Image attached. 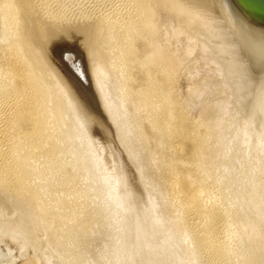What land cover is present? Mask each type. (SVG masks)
I'll list each match as a JSON object with an SVG mask.
<instances>
[{
	"label": "rangeland",
	"instance_id": "rangeland-1",
	"mask_svg": "<svg viewBox=\"0 0 264 264\" xmlns=\"http://www.w3.org/2000/svg\"><path fill=\"white\" fill-rule=\"evenodd\" d=\"M117 1L113 0L114 3H111L112 0L111 2L110 0H59V2L57 0H50V3L52 4L53 11L72 16L78 13L82 7V10H88L89 8L91 9L93 5V8L98 9L101 7L100 9L103 8L106 12L110 8L112 10L114 8L115 10L117 8L116 6L119 7L123 2V0H119L118 4L113 6L112 4H115V2L117 3ZM53 4L56 5L53 6ZM58 7H60V9ZM121 7L122 6L118 9L121 10ZM1 30L2 22L0 20V33H2ZM184 35H179L177 38L168 37L167 41L171 42L169 45L175 53L178 52L177 54L184 59V64L180 67L179 73L175 78V99L176 102H181L183 105L187 106L186 112L191 120H197L198 117L201 119V114L203 118L211 114L210 117L213 118L212 120H215L210 121V123L213 122L211 129L213 131L208 135L209 140L207 139L209 143H207L208 150L210 151L211 149L212 154L206 149L207 152L204 155L206 159L204 158L202 160L204 163H201L203 164L201 167L209 166L211 169V173L207 178L209 181H206H208L207 184L210 185V189L214 194L213 197H215L217 209L219 213L221 212L220 217H222L221 224L223 234H225L226 230L232 225H236L238 227L237 230L230 233V235H233L232 239H234L232 245L236 246L244 238L240 242L241 246L243 245L240 249L242 255L240 253V256L237 254L239 258L236 256L231 264H246L244 263L245 261L247 264H264V239L262 241L263 237H261L262 235L264 236V234H260L264 233V222L262 221V219H264V137L263 139L259 138L263 144L258 142L260 140L257 139L264 135L262 134L264 133V121L260 122L263 125H260V123L257 125L247 114L242 100H240L227 71H225L219 56H217L212 42H207L209 38L200 37L198 43L199 47L197 46L195 50L193 49L194 51H192V53L190 52V54L186 51V45L190 42L186 43L189 39L187 37L185 39ZM1 36L2 34H0V44L2 46L4 42L1 40ZM170 38L172 39L170 40ZM61 39H63V37L54 39L53 43L55 45L53 52L55 51L56 57L60 60L58 61L61 64L63 63L62 65L67 71L66 74L71 78V84L73 83V89L70 90V92L68 90L69 97H72V101L70 98L68 101H71L70 105L73 106L70 107L66 98L63 96L69 109L67 110V108H65L64 114L61 117L52 118V122L56 126L55 133L58 136L54 140L59 142L56 143L61 146H56L49 150L48 155H51L47 157L44 163L46 165L42 166H46V168L41 167V172L44 176L50 171L48 174L49 177L47 175L45 178L46 181L44 180V182L50 185L49 188H51L50 190L54 193L53 196L61 197L63 195V199H71L74 196L78 198L77 201L79 202L80 209L82 208L83 211L82 209L80 210L82 214H78V220L66 226L60 209L61 214H57L59 210L56 213L58 216L53 214V216L46 215L43 217V214L34 213L35 211H38V213L42 212L40 206L35 205L36 203L32 205L35 209L32 208V206L30 207L31 210L28 208L30 210L27 211V213L30 212L28 213L30 217L29 220H34L32 222L30 221V223L41 262L43 264H192V259L194 257H199V259L197 258L198 262L196 264H225V262L223 263L220 259L218 261L215 260V258L211 257V259L207 257L209 255L205 251L199 250V252V248L195 250L189 246L190 244L188 243L190 240H184V226L173 217L177 210L172 206L173 204L170 200L165 198L167 193L165 187L166 182L170 179L168 171L171 170L167 168L175 166L178 160V163H180V161L184 159L183 162H187L186 160L194 158V148L192 144L187 140L180 139L178 141V139H174L173 146L176 145L175 148H178L177 153L174 151L170 153L168 149H166L168 153H162L152 142H150L148 146L149 149L144 150L141 143H139V139H137L133 133H131V135L130 132H128L129 129L126 130V124L135 123L136 116L135 111H132V106L126 105V108L122 107L127 111L121 108L122 110L120 112L119 109L117 111V118L120 113L123 112L125 114H120L117 120L109 116L110 114L107 110V106H104V104H102V99H99L101 97L100 93L97 92L98 88L95 86L93 75L88 71V63L84 52L70 40ZM204 42L208 44L205 51L200 49L201 43ZM200 52H204L203 55ZM50 85L51 84L48 85L49 88L53 86V84L51 87ZM198 86L203 89L199 92L200 94L196 93L198 96H196L195 93L191 94V88H197ZM114 90L115 91L112 92L115 95L117 91L116 89ZM74 95L79 97H75ZM55 98L57 99L56 96ZM55 98L53 101H55ZM57 101L60 102L59 100ZM188 103L190 105H188ZM205 105H209L207 106V108L209 107L208 113L205 111V109H207ZM128 106H130L131 110L128 109ZM210 107H214L213 111H210ZM128 111L130 112L128 113ZM205 112L207 114H205ZM130 113H132V115ZM125 121L128 122L125 123ZM246 121H248L247 125H245ZM249 125L251 128L247 127ZM214 126L216 128H214ZM243 126L251 130L248 131L247 128L244 130ZM261 130H263V132ZM212 133L215 135L213 136ZM246 133H248V135ZM70 139L74 140L71 141ZM259 143L262 149L259 148ZM154 151L158 157L157 159H153ZM178 151L182 153L178 154ZM55 153L56 156L54 157ZM161 153L163 155L165 153L164 158L159 157L162 156ZM171 154L175 155L171 156ZM166 155H170L168 158H172L168 159ZM223 158L224 160H222ZM161 159H165V161L167 159L168 161L164 162V160L162 161ZM169 160H175V162L173 161L174 163L171 162V164H168L170 163ZM54 161L56 164L54 163L53 165ZM163 163H166L169 167H166L164 164V169V166H161ZM55 165L57 166L55 167ZM62 167H65L64 170ZM206 167H204V169H206ZM58 169L61 171H57ZM55 170L58 173H56ZM164 170L166 171L164 172ZM245 171H248V175L251 173L250 177L243 175L244 178H242V174H244ZM238 172L240 174H238ZM51 173H53L54 176L51 175ZM73 174L75 178H72ZM67 177L69 180L72 178L73 180L71 179V181H75L76 183L69 181ZM243 179L251 180L252 182H246ZM61 180L64 181V183H61ZM241 182L243 186L245 185V188L241 187ZM244 182H246L247 185ZM251 184H253L255 188L260 187V189L256 188L260 193L256 190V194L252 193V195H250L251 189L255 191L254 186ZM248 187H250V189H248ZM72 191L74 192L73 195ZM247 192L250 193L248 196ZM69 194L70 196H68ZM259 194L260 196H258ZM45 195L46 194H42L41 196L43 199H48L47 195ZM250 196L253 197L251 198ZM259 197H261L263 201L260 200L261 198L258 199ZM255 201H260V203L258 202L255 204ZM248 202H250V204ZM253 202L256 207L254 205L252 206L251 203ZM83 204H86V207ZM258 204L260 205L258 206ZM252 208H254V210H252ZM84 212L87 213V215ZM39 215L40 217H38ZM80 215H83L82 218ZM248 217L250 218L248 219ZM88 218L91 220L94 218L95 220H87ZM258 219L262 221V225L256 226L257 223H260ZM62 224L65 226L63 227ZM84 226L88 227L86 228L87 230ZM245 230L248 231L250 235H252V233L254 234L250 236ZM258 234H260L261 238H259ZM238 239L241 240L239 241ZM253 242L254 244H252ZM255 243L257 247H254L256 245ZM249 244L252 245L250 246ZM193 249L195 250V254ZM252 249L256 252H253ZM197 251L202 254H199ZM246 251L248 254L252 251L254 256L249 258ZM204 253H206V256L203 255ZM243 253L244 255L247 254V256L245 255L246 258H244ZM256 253H259L258 255L262 257H257L258 255ZM255 255L257 259H255ZM238 259H240V261H238Z\"/></svg>",
	"mask_w": 264,
	"mask_h": 264
},
{
	"label": "bare ground",
	"instance_id": "bare-ground-1",
	"mask_svg": "<svg viewBox=\"0 0 264 264\" xmlns=\"http://www.w3.org/2000/svg\"><path fill=\"white\" fill-rule=\"evenodd\" d=\"M57 1L59 2V0ZM118 1L112 5L118 4ZM111 3H114L113 0ZM51 5L50 0H0V20L2 22V33L0 34H2L1 40L4 42L2 46L0 44V176H17L27 211L36 203L35 205L40 206L43 213H38V211L34 210L35 207L32 206L35 211L34 213L43 214V217L46 215L53 216V214L56 216L62 212L61 215H63L66 226L78 220V214H82L80 211L82 208L80 209L79 202L77 201L78 198L73 196L71 199L67 198V200L63 199V195L61 197L53 196L54 193L50 190V185L44 182L50 171L47 172L45 170L47 174L44 176L41 172V167L46 165L44 163L47 157L51 155H48L49 150L56 146H61L57 144L59 142L54 140L58 136L55 133L56 126L52 122V118L61 117L64 114L65 108H67V110L69 109L67 107L68 104L70 107L73 106L70 105L72 97L70 98L68 94V90L70 92V90L73 89V83L71 84V78L66 74L67 71L62 65L63 63L61 64L59 62L60 60L56 57L55 51L53 52L55 45L53 43L54 39L63 37L61 40H70L84 52L88 63V71L93 75L95 86L98 88L97 92L100 93L101 98L99 99H102V104L107 106V110L110 114L109 116L117 120L120 114L123 113H120L117 118V111L119 109L121 112L122 109L125 110L126 105L132 106V111H135L136 117H134L136 119L134 124L125 125L127 127L126 130L129 129L128 132H130V134L133 133V135L139 139V143H141L144 150L149 149L148 146L150 142H152L155 147H158L162 153L167 152L166 149L170 150V153H172L171 151L177 153L178 148H175V144V146H173L174 139H178V141L180 139L187 140L192 144L194 148V158L186 160L187 162H183L184 159L180 161V163H178V160L175 166L172 164V168H167L171 170L168 171L170 179L168 178L169 181L166 182L165 187L167 193L165 198L170 200L173 204L172 206L176 208L177 211L173 217L184 226L185 231L183 236H185L184 240H190L188 243L190 244L189 246L195 250L199 248L198 251H205L209 255L207 257L215 258V260L218 261L220 259L223 263L225 262V264H231L237 254L240 253L242 255L240 249L243 245L241 246L240 242L244 238H241L242 240L238 239L241 241L239 244L236 243V246L232 245L234 239H232L233 235L231 234V236L230 233L237 230L238 227L236 225H232L226 230L225 234H223L221 224L222 217H220L221 212L219 213L214 199L215 197H213L214 194L210 189V185L207 184L209 181L207 178L211 173V169L209 166H204L206 169L201 167L203 166L201 163H204L202 162L205 158L204 155L209 149L207 139L209 133L213 131L211 130L213 122L210 123L213 118L210 117L211 114L210 116L204 115L205 118H203L200 113L201 119L198 117L197 120H191L186 112L187 106L183 105L181 102H176V88L174 87L175 78L179 73L180 67L184 64V59L177 54L178 52L175 53L170 47L169 43L171 42H167L168 37L177 38V36L179 37V35L183 36L185 34V39L186 37L189 39L186 43L190 42L186 45V51L187 53H192L198 46L199 38H209L208 35L197 26L187 21L178 12H174L160 0H123L122 5L120 4V6H122L121 10L118 9L120 6H116L117 8L115 7V10L114 8L113 10L110 8L109 10L112 11L107 9V12L104 11L103 8L100 9L101 7L99 6V8L97 7L98 9L93 8V5L91 9L85 7L88 10H82V7L80 11L78 10V13L72 16L53 11ZM54 5L56 4H53V6ZM58 8L60 9V7ZM172 38H170V40ZM207 42L210 43V39ZM207 42L201 43L200 49L205 51L208 46ZM200 53L203 55L204 52ZM49 84H53V86L51 87L50 85L51 88H49ZM114 89L117 91L115 95L112 92L115 91ZM202 90L203 89L199 86L197 88H191V94H200L199 92ZM63 96L68 102L67 105ZM75 97L79 96L76 95ZM54 98L55 101L59 100L60 102L53 101ZM69 98L71 101H68ZM188 105L190 104L188 103ZM130 106H128V109L131 110ZM208 108L205 109L207 113L209 112ZM213 108L214 107H210V111H213ZM129 112L130 111H128V113ZM206 112L205 114H207ZM130 114L132 115V113ZM263 121L264 120H262V122ZM127 122L125 121V123ZM247 122L248 121H246L245 125H247ZM260 125L263 124L260 123ZM215 126L214 128H216ZM247 127L251 128L250 125ZM247 127H244V130ZM249 128H247L248 131L251 130ZM261 131L263 132V130ZM243 133L245 134L244 131ZM246 134L248 135V133ZM214 135L215 134H213V136ZM263 137L264 135L257 139H263ZM258 142L262 143L261 140ZM261 147L260 144L259 148ZM179 151L178 154L180 153ZM209 152H211V149ZM155 153L154 151L153 159L158 158ZM174 155L175 154H171V156ZM169 156L166 155L167 158ZM159 157L164 158L165 153ZM171 158L172 157L168 159ZM163 160L164 162L168 161L167 159L166 161L165 159ZM222 160H224V158ZM173 161L175 162V160H171L168 164H171ZM54 163L55 161L53 165ZM164 164L166 165V163H163L161 166L163 167ZM57 165H55V167ZM166 167L169 166L166 165ZM42 168H46V166ZM64 168L62 167L63 170ZM163 168L165 169V166ZM166 170H164V172ZM57 171L61 170L58 169ZM57 171L56 173H58ZM238 174L240 173L238 172ZM250 174L248 175V171H245L244 174H242V178H244L243 175L250 177ZM51 175H53V173H51ZM72 178H75L74 174ZM71 179L69 180L68 178L69 181H71ZM243 180L246 182L249 181ZM62 182L64 183V181L61 180V183ZM242 182L241 185L243 184ZM246 182L244 183L247 185ZM241 187L245 188V185ZM256 188L260 189V187ZM256 188L255 191L251 189V194L247 192V196L249 194L252 195V193L256 194L258 191ZM248 189H250V187H248ZM73 193L72 191V195ZM42 194H46L48 199H43L41 196ZM70 194L68 196H70ZM258 196H260V194ZM260 198L261 197L258 199ZM260 200H262V198ZM256 201L255 204L258 202L260 203V201ZM248 203L250 204V202ZM86 204L83 205L86 207ZM251 204L253 206L254 202ZM259 205L260 204H258V206ZM252 210H254V208H252ZM85 214L87 215V213ZM40 215L38 217H40ZM83 215H80V217L82 218ZM88 217L91 218L90 216ZM89 218L87 220H91ZM249 218L250 217H248V219ZM93 219L94 218H92V220ZM262 221L264 222V219H262ZM262 221H259V224L255 223L256 226L262 225ZM65 225H63V227ZM84 227L85 229L88 228L87 226ZM253 234L254 233H252V235ZM260 234L262 235L264 233ZM260 234H258L259 238L263 237V241L264 236L262 235L260 237ZM248 235H250L249 232ZM254 242L252 244H254ZM252 244L249 245L251 246ZM254 247H257V244ZM254 247L252 248L258 250ZM195 250L193 251L194 254ZM254 251L255 250H253V252ZM247 254L245 255L247 256ZM245 255L244 258H246ZM248 255L249 258L254 256L252 251H250ZM260 256L258 255L257 257ZM257 257L255 259H257ZM197 258L199 259V257H194L192 259V264L198 262ZM237 258L239 257L237 256ZM238 261H240V259H238ZM249 261L252 262L251 260ZM244 263L247 264L246 261Z\"/></svg>",
	"mask_w": 264,
	"mask_h": 264
},
{
	"label": "water",
	"instance_id": "water-1",
	"mask_svg": "<svg viewBox=\"0 0 264 264\" xmlns=\"http://www.w3.org/2000/svg\"><path fill=\"white\" fill-rule=\"evenodd\" d=\"M208 35L247 114L264 118V0H160ZM0 264H43L17 176H0Z\"/></svg>",
	"mask_w": 264,
	"mask_h": 264
}]
</instances>
